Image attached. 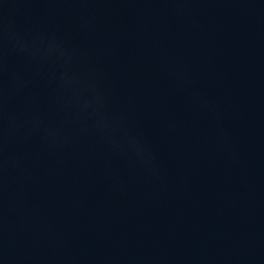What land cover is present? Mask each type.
Masks as SVG:
<instances>
[{"label": "water", "instance_id": "95a60500", "mask_svg": "<svg viewBox=\"0 0 264 264\" xmlns=\"http://www.w3.org/2000/svg\"><path fill=\"white\" fill-rule=\"evenodd\" d=\"M0 264H264V0H0Z\"/></svg>", "mask_w": 264, "mask_h": 264}]
</instances>
